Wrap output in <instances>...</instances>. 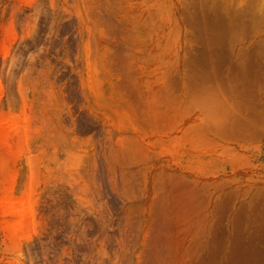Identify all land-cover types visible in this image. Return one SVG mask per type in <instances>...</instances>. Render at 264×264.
Here are the masks:
<instances>
[{"label":"rangeland","instance_id":"obj_1","mask_svg":"<svg viewBox=\"0 0 264 264\" xmlns=\"http://www.w3.org/2000/svg\"><path fill=\"white\" fill-rule=\"evenodd\" d=\"M17 111L0 264H264V0H0Z\"/></svg>","mask_w":264,"mask_h":264},{"label":"bare ground","instance_id":"obj_2","mask_svg":"<svg viewBox=\"0 0 264 264\" xmlns=\"http://www.w3.org/2000/svg\"><path fill=\"white\" fill-rule=\"evenodd\" d=\"M22 113H24V111L23 112L17 111V112H15L14 116H12V117L10 116L9 118L7 117L8 119L0 117V130H1V128H2V130H4L3 126H4V124H6V121H7L8 125L10 127V128L9 127L8 128L11 130H17V131H15L14 133H11V132H9V129L6 128L7 130L3 131L4 134H5V132H9L8 134L11 133V134L16 135V134L22 132L20 130L21 127H19L20 122H21V114ZM6 126H7V124H6ZM6 126H4V127H6ZM2 130H1V132H2ZM1 132H0V134H1ZM15 135H14V137L17 136V135L15 136ZM11 137H13V136H11ZM9 138L10 137H8V139ZM6 139L7 138H6V134H5V141L4 142H6L8 140V139L7 140ZM10 139H12V138H10ZM22 143H23V137H19V143L17 144V146L13 150L14 156L16 157V160H17V162L15 164V172L12 175L10 181L2 188V190L4 192V196L2 197V200L0 201V217L2 219L3 225L6 228H9L16 233L22 232L23 230H25L33 218L32 194L29 191L31 187L29 186V177L26 175V173L24 171ZM19 169L23 170L24 176L20 179V187H19V189H17V183L19 181V175H18Z\"/></svg>","mask_w":264,"mask_h":264}]
</instances>
